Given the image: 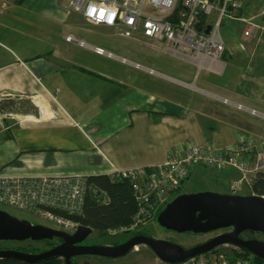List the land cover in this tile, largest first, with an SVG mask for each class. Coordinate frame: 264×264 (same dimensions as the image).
<instances>
[{
    "label": "crops",
    "instance_id": "0c3cea01",
    "mask_svg": "<svg viewBox=\"0 0 264 264\" xmlns=\"http://www.w3.org/2000/svg\"><path fill=\"white\" fill-rule=\"evenodd\" d=\"M236 1L242 8L221 28L222 58L121 38L130 48L114 54L138 69L66 41L76 36L70 2L0 0V176H108L162 164L190 144L249 138L264 151V0ZM247 22L257 34L245 36ZM230 169L231 188L253 195Z\"/></svg>",
    "mask_w": 264,
    "mask_h": 264
},
{
    "label": "built area",
    "instance_id": "2783aa9c",
    "mask_svg": "<svg viewBox=\"0 0 264 264\" xmlns=\"http://www.w3.org/2000/svg\"><path fill=\"white\" fill-rule=\"evenodd\" d=\"M241 8L242 4L236 0L70 1V9L83 26L112 28L121 38L149 41L152 49L166 55H191L214 60L222 58L225 52L221 34L224 19ZM246 25V37L257 34L260 29L254 22H247ZM208 27L211 30L207 34ZM65 39L97 55L144 69L140 64L102 47L92 46L73 35H67ZM149 71L153 73V70ZM225 102L228 103L227 100ZM237 107L242 108L241 105ZM195 166L214 170L237 169L242 174V180L252 188L258 174L264 172V151H257L256 142L250 138L229 148L190 144L183 154H172L164 163L149 169L114 170L108 177L112 182L131 183L138 210L133 223L109 230L108 236L137 231L147 219L156 217L169 197L188 181ZM90 189L89 177L85 175L0 176V205L52 221L60 226V230L74 234L82 224L73 217L83 215ZM93 191L100 197L101 194L106 196L103 191ZM138 247L134 251L138 252ZM240 250L224 244L182 264H259L252 256H241Z\"/></svg>",
    "mask_w": 264,
    "mask_h": 264
},
{
    "label": "water",
    "instance_id": "95a60500",
    "mask_svg": "<svg viewBox=\"0 0 264 264\" xmlns=\"http://www.w3.org/2000/svg\"><path fill=\"white\" fill-rule=\"evenodd\" d=\"M210 30L208 27L206 33ZM157 222L161 228L178 234L200 235L228 228L233 230L191 248L143 234H135L126 242L117 245H81L92 235V228L82 225L76 233L69 234L19 219L0 209V242L62 241V244L38 254L17 249H1L0 259H16L31 264L60 258L71 264L72 259L77 257L118 259L130 254L137 246H146L161 262L182 264L221 245L230 244L264 260V240H245L240 237L245 232L264 236V196L211 192L181 194L159 213Z\"/></svg>",
    "mask_w": 264,
    "mask_h": 264
},
{
    "label": "rangeland",
    "instance_id": "374dc122",
    "mask_svg": "<svg viewBox=\"0 0 264 264\" xmlns=\"http://www.w3.org/2000/svg\"><path fill=\"white\" fill-rule=\"evenodd\" d=\"M60 3L66 1L69 3L71 0H59ZM233 1V0H232ZM69 10H67L68 12ZM72 13H71V12ZM71 18L69 19V23H72V25L75 26V34L76 38L79 40H85L88 44H92V46L99 45L106 48L108 51L113 52L115 54L122 55L123 52L126 49H129L130 47H127L120 36L117 34H114V32L105 27H93V26H83L81 22L77 21L75 18L74 12L70 9ZM66 12V13H67ZM215 17H217V14H214ZM228 19L225 18V22H227ZM51 25V24H49ZM59 33L64 32V28L59 27L58 28ZM222 34V33H221ZM96 43V44H93ZM98 46V47H99ZM97 47V46H96ZM118 65V64H115ZM237 174L232 169H224L221 171L218 170H211L209 168L204 167H198L193 171V175L190 179V181H187L180 193L181 194H198L203 192H211V193H219V194H237L241 196H249L251 195L249 193V190L245 186H239L237 188H231L232 187V181L231 177L233 174ZM224 176H228L230 181L223 180ZM233 190L235 192H233ZM94 195L97 197L98 200L102 202L105 200H108V196L102 195L100 197V194H97V192H94ZM177 194H174L169 197L168 202L163 205L160 211L165 209L168 203L172 202L176 197ZM101 198V199H100ZM0 209L8 212L9 214L22 219V220H28L29 222L33 224H40L44 225L46 227H50L53 229L60 230V226L56 223L46 220L44 218H41L39 216L23 212L20 210H16L13 208H9L8 206L0 205ZM159 215V214H158ZM158 215L154 217L153 219H147L145 222L142 223V227L139 228L135 232H129V233H121L117 236H106L101 235L99 231L93 230L92 235L86 240V243L92 244V245H117L122 244L129 240L134 234H137L138 232L145 233L148 235L153 236L155 239L160 240H166L170 242H175L176 244H179L185 248H189L196 243L201 242L202 240H206L207 236H199V235H193L189 233L185 234H178L171 231L164 230L160 227V225L157 222ZM150 220L149 222H147ZM260 238L264 239L260 236ZM259 238V239H260ZM54 241L51 244L48 243V241L43 242H0V247L4 249H17V250H38L41 252L47 251L50 249V247L54 246ZM139 251H132L130 254H128L125 257H121L118 259H107L102 258L98 256H89V257H77L74 260L75 264H160V260L157 259L154 252L146 247V246H139Z\"/></svg>",
    "mask_w": 264,
    "mask_h": 264
},
{
    "label": "trees",
    "instance_id": "16d2710c",
    "mask_svg": "<svg viewBox=\"0 0 264 264\" xmlns=\"http://www.w3.org/2000/svg\"><path fill=\"white\" fill-rule=\"evenodd\" d=\"M22 0H16L20 3ZM212 1V0H207ZM205 20L202 19V23ZM91 189L86 199L85 211L82 216L73 217L75 221L80 222L83 226L90 227L99 231L101 235H108L112 229L127 227L134 221L138 210L134 189L129 181L112 182L106 175L89 177ZM253 192L256 195L264 196V172L258 174L252 184ZM103 191L108 200L105 203L98 200L93 190ZM148 220L147 222H149ZM142 225L140 226V228ZM252 235H262L260 233L249 232ZM51 244V241H48ZM2 247H0V250ZM22 251V250H21ZM26 253L38 254V250H24ZM241 256H252L254 262L262 264L264 260L254 256L249 251L241 249ZM0 264H30L16 259H0ZM31 264H67L64 259L52 258L49 260L38 261ZM71 264H75L72 259Z\"/></svg>",
    "mask_w": 264,
    "mask_h": 264
},
{
    "label": "flooded vegetation",
    "instance_id": "af4514ba",
    "mask_svg": "<svg viewBox=\"0 0 264 264\" xmlns=\"http://www.w3.org/2000/svg\"><path fill=\"white\" fill-rule=\"evenodd\" d=\"M177 196H178V195H177ZM162 229H163V228H162ZM164 230H165V229H164ZM232 230H233L232 228H228V229H223V230H219V231H216V232H212V233H209V234H200L199 236H207L208 238H207L206 240H204V241L202 240L201 242L196 243L195 245H193V246H191V247H194V246H197V245H200V244L206 243V242L212 240L213 238H215L216 236L221 235V234H227V233H230V232H232ZM134 232H135V231H134ZM130 233H131V232H130ZM132 233H133V232H132ZM174 233H175V232H174ZM137 234H143V235L151 236V235H148V234H145V233H141V232H138ZM189 234H193V233H189ZM134 235H135V234H134ZM193 235H195V234H193ZM260 236L264 238L263 235H252V234L249 233V232H245V233H243V234L240 235V237L243 238V239H245V240H249V239H253V238H257V239H259ZM151 237H153V236H151ZM260 239H262V238H260ZM262 240H264V239H262ZM53 241H54L55 244H54V246L50 247V249H52V248H54V247H56V246L62 244V241L59 240V239H55V240H53ZM53 241H51V242L53 243ZM18 243H21V242H18ZM174 243H175V242H174ZM81 245H92V244L86 243V241H85V242L82 243ZM191 247H189V248H191ZM2 249H4V248H2ZM74 259H75V258H74Z\"/></svg>",
    "mask_w": 264,
    "mask_h": 264
}]
</instances>
